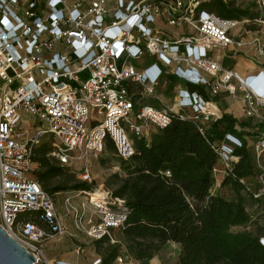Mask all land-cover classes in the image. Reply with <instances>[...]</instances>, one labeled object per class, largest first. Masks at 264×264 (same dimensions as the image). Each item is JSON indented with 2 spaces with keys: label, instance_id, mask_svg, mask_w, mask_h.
I'll list each match as a JSON object with an SVG mask.
<instances>
[{
  "label": "built area",
  "instance_id": "built-area-1",
  "mask_svg": "<svg viewBox=\"0 0 264 264\" xmlns=\"http://www.w3.org/2000/svg\"><path fill=\"white\" fill-rule=\"evenodd\" d=\"M71 1L0 0V227L40 264H53L43 246L69 234L66 217L84 238L118 245L117 232L131 212L124 199L100 189L102 197L95 201L88 191L68 195L61 215L52 195L34 178L40 170L35 150L45 136L51 140L47 156L61 166L81 162L79 179L92 185L87 158L99 159L109 142L118 159L128 161L135 154L134 138L148 139L167 128L175 114L186 112L205 134L222 112L186 85L194 84L205 87L210 97L226 93L244 118L260 125L247 141L260 169L264 159V87L250 88L257 78L264 80V69L242 76L222 64L236 56L258 64L264 57V32L247 28L264 25V20L222 16L202 8L204 0H91L87 7ZM255 2L264 9V0ZM162 24L188 25L193 34L170 40ZM144 57L153 62L139 68ZM152 70L156 74L151 77ZM170 75L177 78L178 93L165 105L156 88ZM129 82L143 88L139 98L129 92ZM145 96L157 105L144 104ZM23 114L46 128L32 134L23 125ZM241 147L242 141L230 134L216 143L214 191ZM114 171L123 176L121 166ZM255 179L254 197H264L263 171ZM258 241L264 246V232ZM92 260L102 264V258ZM116 264L140 263L123 251Z\"/></svg>",
  "mask_w": 264,
  "mask_h": 264
},
{
  "label": "trees",
  "instance_id": "trees-1",
  "mask_svg": "<svg viewBox=\"0 0 264 264\" xmlns=\"http://www.w3.org/2000/svg\"><path fill=\"white\" fill-rule=\"evenodd\" d=\"M202 8L222 16L251 17L247 10L235 8L231 1L204 0ZM169 79L171 85L178 83L172 75ZM186 85L211 100L205 87ZM260 85L264 86V80ZM189 115V112L175 114L167 128L153 132L150 138H134L135 154L124 161L128 167L126 173L124 176L115 173L105 183L112 189L110 194L124 199L131 212L125 226L117 232L120 244L95 241L100 248L107 245L102 264H116V258L123 251L140 264H157V256L171 243L178 247L177 264H264V246L258 241L261 234L232 231L251 222L245 207L247 198L260 204L264 212V197L255 198V188L246 183L257 174L247 140L256 135L260 125L247 128L232 115L222 113L202 134ZM226 134L242 141V147L234 151L236 160L218 185L228 188L231 199L213 190L214 168L218 162L215 145ZM108 146L114 148L112 142ZM49 152L47 144L35 150L40 163L35 177L53 199L59 192L92 191L93 186L84 182L51 186L54 179L63 175L64 166L49 158ZM94 193L102 195L100 191ZM80 249L86 250V247ZM52 259H56L54 264H74L76 255L71 253L65 257L53 252L48 260Z\"/></svg>",
  "mask_w": 264,
  "mask_h": 264
},
{
  "label": "rangeland",
  "instance_id": "rangeland-1",
  "mask_svg": "<svg viewBox=\"0 0 264 264\" xmlns=\"http://www.w3.org/2000/svg\"><path fill=\"white\" fill-rule=\"evenodd\" d=\"M234 6L235 8L247 10V13L251 16L248 18L264 20V9L260 10L259 8H257L255 0H237L236 2H234ZM247 29L250 32H254V30L257 29H263L264 32V25H258V24L250 25L248 26ZM263 63H264V57L259 58L258 64H253V68L251 69L241 70V73L256 74L260 67L264 69V66H261V64ZM257 82L262 84L261 80H257ZM237 110L238 111L232 113V116H234V118L246 124L247 128H253L255 126L257 127L256 122L254 120L244 118L238 108ZM22 118H23L24 127H29L31 129V133L35 134L37 132L35 129L37 128L38 125H40L36 117L27 116L23 114ZM89 125L92 126L93 122H90ZM150 137L151 134H149V138ZM131 138H134V136L132 135ZM248 141L250 142V140ZM42 144H47L50 148L51 140L49 139V136H45L41 139L39 146H41ZM124 163L125 162L120 161L118 159L114 148H110V147L108 150L105 151V153L99 159H94L93 156L88 157L86 164H88L91 173L94 177L92 183L93 189L92 191L89 192L93 194L94 192L99 191L100 189H103L108 192L112 191V189H108L106 187L105 183L109 180L111 176L115 174L114 167L117 165L121 166L124 176V173H126V170L128 168L125 166ZM252 164L254 165V168L257 171L256 175H258L262 171L264 174V159H262L260 162V166L262 169L257 167L253 163V161ZM63 168H64L63 175L54 179L51 182V186H70L75 182L76 183L81 182L79 179V175L81 174V170H82L81 162H74L72 165L64 166ZM34 178L36 179L35 175ZM246 183L252 189L257 188L256 179L254 178H248L246 180ZM69 193L71 192L65 191V192H59L58 194L54 195V199L58 206V211L61 215H64L66 212L64 209V200L68 196L67 194ZM72 194L73 193H71L70 195ZM215 194H218L224 197L225 199H231L232 197V193L228 190L227 187L217 186L215 188ZM245 207L248 214L251 217V222L244 227L232 228V231L233 232L246 231L256 235L262 234L264 232V212L262 206L260 204H256L252 202L250 198H247ZM66 223L69 229L68 230L69 234H67V236L63 238H57L55 240L46 242L45 244L49 246L47 252H49L51 248V251H53L54 253L62 254V256L64 254L65 257L71 256V253H74L76 256L80 257V259H84L85 264H91L92 259L105 257V248L107 247L106 244H104L100 248L99 246L95 245L94 241H90L84 238L83 236L77 234L71 217H66ZM117 238L121 240L119 234H117ZM79 247L82 248L86 247V250L81 249L80 252L78 253L77 249ZM177 254H178V247L175 244L171 243L168 246H166V248L157 256L155 262H157V264H177Z\"/></svg>",
  "mask_w": 264,
  "mask_h": 264
},
{
  "label": "crops",
  "instance_id": "crops-1",
  "mask_svg": "<svg viewBox=\"0 0 264 264\" xmlns=\"http://www.w3.org/2000/svg\"><path fill=\"white\" fill-rule=\"evenodd\" d=\"M90 1L91 0H72L71 4L75 3V2H81V3H83L84 7H87L90 5ZM159 28L161 29L163 36L167 39H170V40L179 39V38L190 36L193 34L191 28L188 25H184V26L176 28V27H170V26H166V25L162 24L159 26ZM236 58L237 57H235L234 59H224L222 61V64L225 67L232 68V69L236 70L242 76L249 75V74H242L241 70L253 68V63H251L244 56H239L237 59ZM259 58H263V57H259ZM259 58H258V60H259ZM152 62H153V59H151L150 57H144L143 59L140 60L138 67L139 68L147 67ZM263 64H261V65H263ZM259 69H261V68H259ZM155 74H156V72L154 70H152L149 73V75L151 77L154 76ZM127 85H128L129 92L132 95H135V98H139L140 97L139 94L143 88L139 84L134 83V82H129ZM156 92H157V95L159 96L161 104H165V105L172 104L174 99H175V96L178 93V83L171 85V81L166 79V77L163 76V78L161 79V84L156 88ZM141 100L144 104H147V105L155 106L158 103V101L152 97H146V96L141 97ZM211 100H213L215 102L216 106L218 107V109L222 113H227V114L232 115V113L238 111L236 108V106H237L236 100H234L232 97H230L229 95H227L224 92L219 93L215 97H211ZM25 115L32 116L29 114H25ZM38 122L40 123V125L37 126V128L35 129L36 131L41 129V128L42 129L46 128V125L44 123L40 122L39 120H38ZM48 248H49V246H47V244H45L43 246V253L47 258H51V256H53V251H51V248H50V251L47 252ZM53 260H56V259H52V261ZM72 262L74 264H85L84 259H80V257H78V256H76V259ZM91 264H92V262H91Z\"/></svg>",
  "mask_w": 264,
  "mask_h": 264
},
{
  "label": "water",
  "instance_id": "water-1",
  "mask_svg": "<svg viewBox=\"0 0 264 264\" xmlns=\"http://www.w3.org/2000/svg\"><path fill=\"white\" fill-rule=\"evenodd\" d=\"M0 264H40L37 258L0 227Z\"/></svg>",
  "mask_w": 264,
  "mask_h": 264
},
{
  "label": "bare ground",
  "instance_id": "bare-ground-1",
  "mask_svg": "<svg viewBox=\"0 0 264 264\" xmlns=\"http://www.w3.org/2000/svg\"><path fill=\"white\" fill-rule=\"evenodd\" d=\"M257 80L263 81L262 77L257 78L256 80L253 81L252 85L250 86L251 89L253 90H263V85H260ZM102 197V195H96L95 193L92 194L93 201L97 200L98 198Z\"/></svg>",
  "mask_w": 264,
  "mask_h": 264
}]
</instances>
